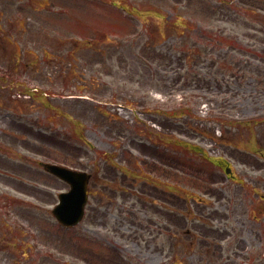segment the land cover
I'll list each match as a JSON object with an SVG mask.
<instances>
[{"label":"rangeland","instance_id":"obj_1","mask_svg":"<svg viewBox=\"0 0 264 264\" xmlns=\"http://www.w3.org/2000/svg\"><path fill=\"white\" fill-rule=\"evenodd\" d=\"M28 1L0 14V264H264V206L260 213L252 208L260 223L239 225L233 219L227 225L231 229L232 224L229 245L223 242L219 257L199 254L214 240L209 209L199 210L187 199L186 206L169 204L167 214L159 208L160 199L140 193L139 180L133 187L140 196L130 201L143 204V212L129 205L124 223L142 234L117 227L114 202L108 204L106 197L100 204L108 214L99 225L92 215L99 196L81 223L65 232L50 212L66 185L38 165L96 170L97 179L113 188L115 181L102 175L97 154L102 142L112 141L101 134L105 125L113 128H107L112 137L117 130L138 143L149 142L143 124L153 121L159 129L163 116L153 110L166 108L164 102L184 105V116L169 120L173 130H184L178 138L198 143L201 131L242 147L250 124L252 140L264 146V0H56V7L40 0L46 6L40 19L31 11L33 3L31 9L22 6ZM131 10L135 15H128ZM80 42H91L89 49ZM181 54L204 63L195 68L192 59L183 67L170 62ZM179 74L181 82L172 85ZM83 94L86 100L78 98ZM109 102L130 103L132 110L120 112ZM68 113L83 124L80 130L64 116ZM215 141L222 153L225 146ZM137 147L131 148L133 154L123 149L116 164L125 166L137 157ZM170 172L169 183L181 186L179 173ZM93 188L105 195L112 191L99 183ZM260 189L264 193V186ZM138 221L147 224L145 230ZM241 238L245 241L232 253Z\"/></svg>","mask_w":264,"mask_h":264},{"label":"water","instance_id":"obj_2","mask_svg":"<svg viewBox=\"0 0 264 264\" xmlns=\"http://www.w3.org/2000/svg\"><path fill=\"white\" fill-rule=\"evenodd\" d=\"M52 171H56V173H59L60 175H64L68 172H66L65 170H61V168L56 167V166H51L50 167ZM70 175V174H68ZM81 177H77L76 175H72V177L69 179L73 182L74 187L73 190H71L72 192L68 195V196H72V198H70L67 201H63L62 204L59 205L57 211L55 210L54 213L58 214L59 218L61 220H63L65 223H73L77 220H79L80 216H81V211H82V204H83V200H84V183L83 180H81ZM69 203L71 204V212H67L66 208H68Z\"/></svg>","mask_w":264,"mask_h":264}]
</instances>
